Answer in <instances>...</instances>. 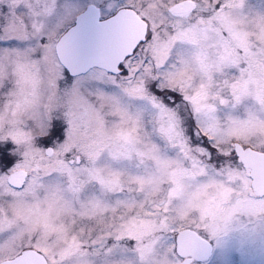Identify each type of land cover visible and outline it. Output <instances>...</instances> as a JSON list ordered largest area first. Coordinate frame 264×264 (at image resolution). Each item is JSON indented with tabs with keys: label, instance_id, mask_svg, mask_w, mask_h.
Returning a JSON list of instances; mask_svg holds the SVG:
<instances>
[{
	"label": "snow or ice",
	"instance_id": "snow-or-ice-1",
	"mask_svg": "<svg viewBox=\"0 0 264 264\" xmlns=\"http://www.w3.org/2000/svg\"><path fill=\"white\" fill-rule=\"evenodd\" d=\"M0 264H264V0H0Z\"/></svg>",
	"mask_w": 264,
	"mask_h": 264
}]
</instances>
